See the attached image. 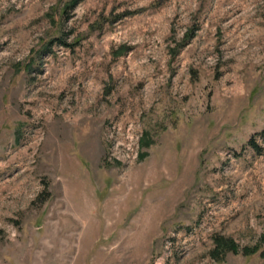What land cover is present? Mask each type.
<instances>
[{
  "label": "rangeland",
  "instance_id": "obj_1",
  "mask_svg": "<svg viewBox=\"0 0 264 264\" xmlns=\"http://www.w3.org/2000/svg\"><path fill=\"white\" fill-rule=\"evenodd\" d=\"M263 253L264 0H0V264Z\"/></svg>",
  "mask_w": 264,
  "mask_h": 264
},
{
  "label": "trees",
  "instance_id": "obj_2",
  "mask_svg": "<svg viewBox=\"0 0 264 264\" xmlns=\"http://www.w3.org/2000/svg\"><path fill=\"white\" fill-rule=\"evenodd\" d=\"M78 1H75V3L73 4L74 6H76ZM118 56L121 55L122 53H117ZM148 139L146 137H143L141 139V145L146 146ZM249 144L251 146H253V148L256 150H258V145L256 143L255 140H250ZM215 243H216V247L215 249L212 251V256L215 259L220 260V258H224V256L226 255V253L228 252H233L234 254H238L239 253V247L238 245L232 240V239H227L225 237H216L215 238ZM258 252V247L254 248V249H250V248H246L244 249L243 253L247 256H252L254 254H256ZM264 256V253H263Z\"/></svg>",
  "mask_w": 264,
  "mask_h": 264
}]
</instances>
